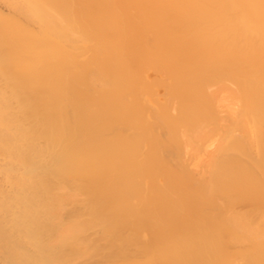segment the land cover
Returning a JSON list of instances; mask_svg holds the SVG:
<instances>
[{"label":"rangeland","instance_id":"374dc122","mask_svg":"<svg viewBox=\"0 0 264 264\" xmlns=\"http://www.w3.org/2000/svg\"><path fill=\"white\" fill-rule=\"evenodd\" d=\"M9 1L0 0V8L3 12L0 14V22L4 23L5 21L4 24L2 23L3 25L0 23V26L2 25L1 28H4L6 24L5 29H3L6 31L3 32L7 40V35L15 37L17 33L14 29V22H17L15 19L19 18L21 22L25 19L24 15L25 17L27 16L19 11L20 15H17L18 17L16 15L13 16L9 10ZM19 1L21 2L22 0ZM23 1L22 3L24 4ZM161 1L162 4L163 1L170 4L167 3L165 6L166 3H164V6L162 4H159L162 6H157L156 2L160 3ZM177 1L126 0L123 3V5L126 4L124 5L126 12L124 11V14L123 12L121 14L124 22V24L121 22V25L124 26L122 28L125 30L123 34L126 35L122 37L125 41L123 42L124 48L122 47L123 49H121L124 57H121L123 60L120 59L118 52H116L114 59L111 61L112 58H110L108 64L112 69V67H116L115 59L116 62L122 60L120 62L122 69L119 68L122 72L119 71L118 74L122 76L123 85H121V89L118 87L119 84L116 85L119 88L116 91L115 88L113 90L110 88L108 93L107 90L106 92L102 91L105 94L101 93L102 89L97 86L101 94L99 95L98 91L91 93H94V96L98 99V96H100V100L89 95L92 100L90 102L94 105L89 106L91 107V112L88 109L85 110L92 114L85 112L91 116L88 115L89 122L91 118L89 123L91 127H89H93L90 129V137L92 139L90 145L92 144L91 146L94 147L92 148L95 154L102 152L101 155L103 156L101 157L99 154L100 156L96 155L97 157H93L95 154L92 153V148H90L91 156L95 159L94 163L98 164L102 162L100 159H105L101 163L105 166L106 161L109 160L110 162L108 161L107 165L111 163L110 166L113 168H110L113 174L112 182H116L117 178L120 177L122 178L121 181L124 180L121 182L123 183L122 187H112L113 189L110 187L112 190L109 187H97L100 189L97 191L98 195H100L102 189L101 193L104 194L97 195L100 198L99 201L101 199L102 201L108 200L111 197L109 198L111 199L110 202L113 200V202L119 203L123 202L121 199H126L125 205L124 203L119 205L117 203L120 210L117 211L116 209V211L119 214H115L117 212L114 210V208H118L117 205L112 207V211H115V216L119 215L118 217L116 216L118 219L121 216L123 217L122 213L124 214V211L125 216L131 214V216H128L129 219H127L130 222H126V219H122L121 222L120 219L119 222L128 224L129 226L126 225L128 228L122 224L123 228L118 222L109 228V224L105 223L109 219L105 220L104 218L105 216L107 217L106 213L108 212L105 207L110 209L111 205L108 202L107 204L110 206L108 207L106 206L107 204L103 205L105 202H100L101 204L98 202L100 207L98 206L99 210L96 207L97 212L93 207L96 206L94 205L96 201H92L93 204L91 202V206L98 213L97 216H101L98 219L95 214L93 215L94 219L90 217L93 219V221L91 220L92 226L89 225L91 229L90 227L86 229L85 237L87 236L86 238H88L89 235V239H92L91 245H93L94 241L95 244L93 247L87 246L88 243L85 242L87 239L84 237L82 239L84 242L80 241V244H74L76 240L71 241V245L69 244L70 246L66 248L71 249V246L73 248L78 246V248L82 249V252L78 253V255L76 252L75 255L71 252L69 257L71 256L70 258L74 259V261L67 256V259L71 260V264H73L72 262H75L74 264H113L114 261L117 263L118 259L117 264H120L121 260L122 264L125 262L123 260L135 259L134 261H144L147 257L144 246L149 241L154 243V240H156V243L162 249L167 248V246L169 248L170 241H168V236L171 235H167L164 238L161 229H163L162 232L164 234L173 230L172 224H170L173 218L182 219L183 216L185 220L194 219L193 223H195L196 227L197 225L202 227V224L212 223L211 221H213L216 226L213 223L214 225L211 228L215 226L216 232L215 230L213 231L220 236L221 233L224 235L231 234L229 232L231 228L227 226L228 222H225L229 216L233 219V214L240 215L241 218L239 217V220L241 219L242 223L239 225L241 226L246 223L247 226L251 225L250 227H252V225L260 221L261 217L264 218V13H262L264 7L261 6L262 8L260 7L256 12V7L253 9L241 5L240 2L243 0H213L219 4L213 2L215 5L212 3V8L208 7L205 12V7H201L203 11L199 5L197 9L193 10H191V7L188 9L190 5L187 6L188 8L186 6L184 8V5H181L180 8L174 4ZM185 1L191 2L190 0ZM198 1L196 0V2ZM221 1H238L239 5L222 6L220 4ZM133 2L134 4L132 5ZM150 2L152 5H150ZM135 3L138 4L135 5ZM171 4L172 6H170ZM14 14H18L17 11ZM133 20L135 23L132 22ZM247 23L252 25L253 28L250 26L246 27ZM33 24L37 25V23ZM135 24H137V29H135ZM18 33H20V37L26 36V32L23 29L19 30ZM125 38L127 39L125 40ZM9 39L11 41L12 38ZM7 45L9 46V44ZM7 45L6 47H8ZM11 46L7 48L8 51L6 52L11 51L9 50L13 48ZM2 50L1 53L5 49ZM24 50L19 55L22 59L27 57L23 53ZM6 52L4 51L3 53ZM107 70L109 71V69ZM112 71L110 74H112ZM0 73L2 74V72ZM112 75H114V72ZM5 77L11 80L10 83ZM11 78L5 75L3 79V74L2 76L0 75V93L2 91L3 94H6L4 93L5 91L8 94L10 92L11 94L16 93L17 91H13L12 87L16 90L18 86L17 90L19 92L26 90L25 86L20 89L21 84L19 85L18 83L22 80ZM6 81L11 85L10 87H8ZM114 81V84L118 83V80ZM113 82L109 81V84ZM21 86L23 87V83ZM113 91L115 94L112 93ZM220 91L227 95L224 105L217 102L218 96L221 95ZM11 101L12 104L16 102L14 98ZM79 108L81 109L79 112L84 114V109L82 107ZM94 138L95 141H93ZM188 139L195 140L189 153L185 151V141ZM99 147L102 149L98 152ZM94 163L92 161V164ZM120 163L121 168L119 166ZM93 166L95 168L96 165ZM107 168L109 169L108 166ZM102 170L104 171L105 169H101L100 172ZM188 175H191L192 179ZM96 177L93 175L94 180ZM127 183H130L129 185L131 186ZM106 188L109 189L110 193L112 191L113 193L108 194L105 192L107 191ZM93 189L96 191L95 187H92L91 191ZM74 191V194L78 195V199L81 200L84 197L83 194L76 192L78 190ZM91 193L93 195L96 194L94 192ZM128 194L131 197H128ZM161 195L162 197H160ZM97 196H94V198ZM127 197L131 203L128 202ZM114 198H116V201ZM96 200L98 201L97 198ZM83 203L80 201L74 203V206L71 205L72 203H66V207L64 206L62 208L63 212H61L66 218L67 216L68 218H70L69 216L75 218L79 214L78 212L81 213V210H78L79 207L81 206L80 209H82L84 205L81 215H86L87 217L86 213L89 212L84 211L90 207ZM157 203L159 204L157 205ZM163 204H166L164 206L166 209ZM122 208H125L124 211L122 210L123 212H121ZM63 209L66 210L64 211ZM127 209L128 211H126ZM170 209L172 210L170 211ZM145 210H148V213ZM66 212L67 214L65 215ZM72 212L74 213L72 214ZM127 212L128 214H126ZM173 213L174 215H172ZM180 215L181 217H179ZM109 216L112 215H109L108 212ZM125 216L124 218H126ZM142 217L144 219L147 218L145 219L146 222ZM183 219L182 221H184ZM209 219L212 220L210 221ZM232 219L229 220L232 221ZM70 220L72 219L70 218ZM219 220L220 222H218ZM261 220L263 221V219ZM225 224L227 225L225 226ZM162 225H165L166 228ZM258 225L260 226V222ZM116 229L117 231H115ZM182 231L184 232V227ZM171 233L172 231L169 234ZM124 235H127V240ZM108 236L111 237L109 238ZM131 236L133 237L131 238ZM104 239H106V242ZM117 240H120V243ZM146 240L149 241L146 242ZM112 242L116 247L117 244H121L123 247L120 245L118 247L120 250L115 251L116 249H112L114 247ZM240 244L238 243V247L228 248L232 251L242 249L243 246L241 247ZM84 245L87 248L89 247L93 254ZM109 246L110 249H108ZM168 248L165 251L169 250ZM111 251H114L113 255L110 254L114 256V258L110 256L112 260L114 259L113 262L107 256L109 252L112 253ZM105 257L106 259L107 257L109 258L105 261ZM133 257L134 259H132ZM59 260L56 263L59 264Z\"/></svg>","mask_w":264,"mask_h":264},{"label":"bare ground","instance_id":"6f19581e","mask_svg":"<svg viewBox=\"0 0 264 264\" xmlns=\"http://www.w3.org/2000/svg\"><path fill=\"white\" fill-rule=\"evenodd\" d=\"M14 1H9V10L11 11L12 15H16V17H18L17 15H20V13L23 12V14L25 13L27 15V18L25 15V19L21 17L24 19V22H20L19 20L21 19L19 18H13L17 21L14 22L13 20L15 23L14 29L17 33L15 32V37L7 35L8 40L5 38L3 32L6 31L3 30L5 29L6 24L4 25V28H1L5 21L4 23L2 22L3 24L0 22L2 24L0 26V72L3 74V79L4 76L7 75L12 77L11 79L16 78L22 80L18 84L22 85L23 83V87L20 85V89L24 88L25 86L26 90L19 92L17 90L19 88L18 86L16 90L14 87H12L14 89L13 91L17 92L12 94L10 92L11 96L7 91L4 93L8 95L3 94V91L0 93V264H58L56 261H58L59 258V264H71L72 259L70 258L71 256L69 257L71 252H73L74 255L76 253L78 255V253L82 252V249L78 248V246L75 248L71 246V249L66 247H69L71 245L70 242L73 240H76L74 241V244H80L79 242L83 241V237H87H85V232L87 231L86 229L88 227L91 229V220L93 221L94 219L93 215L95 214L97 219L101 216L100 215L98 217V213L95 212L97 209L99 210L98 206L101 204L100 202H105L103 205H106L109 202L111 205L110 209L105 207V210L109 212V215H112L109 216L111 218L108 217V212L106 213L108 218L106 216L104 218L105 220L109 219L107 222H105L107 225L109 224V228L116 222L121 224L122 219H126V222L129 221L127 220L129 219L128 216H131V214L128 216L124 215L125 208L121 209V212L124 211V214L122 213L123 217L121 216L118 219L117 217L119 215H116L117 217L115 216V214H119L117 212L120 210L118 205L121 203H124L125 205L127 202L126 199H121L123 202L119 203L113 202V200L110 202L111 199L109 198L111 197L109 196L112 195H109L107 196L109 197L108 200L102 201L101 199L99 201L100 198H98V196L103 194L101 193L103 191L102 189L100 195H98L97 191L100 190V187H122L123 183L121 182L124 180L121 181L122 178L120 177L117 178L116 182H112L113 174L110 171L112 166H110L111 163L107 165L109 160L106 161L105 166L101 164L103 160L105 161V159H100L102 162L98 164L94 163L95 159L93 157L99 154L101 155L102 152L95 154V151H93L94 147L91 146L92 144L90 145L92 141L90 137V129L93 127L90 128L91 124L89 123L91 122V118L90 122L88 119L90 116L89 114H92L89 113L91 112V107L89 106L94 105L90 102L91 97L94 96V93L92 94L91 92L98 91L97 93L100 95L103 93L102 91L106 92L107 90L108 93L110 88L112 90L115 88L116 91L118 87L121 89V85H123L121 79L122 76L118 74V72L122 69L120 62L123 60V58L121 57H124L123 53H121V49L124 48L123 42L125 41L122 39V37L125 35L123 34L125 30L122 28L124 26L121 25V22H123L121 14L122 12L124 14V5L126 4L123 5V3L126 2V0H22L24 4L19 0H16L15 2ZM190 1L191 2L179 0L176 3L174 2V4L178 5L180 8L181 5H184V8L185 6L188 8L187 6L190 5L188 9L191 7V10L195 8L197 9L199 5L200 8L205 7L206 12L208 7L212 8L211 6L216 3V1L213 0H204L200 2L198 0V2H196V0H193L194 2L192 0ZM164 3H166V6L169 2L163 1V4L162 1L160 3L156 2V5L164 6ZM133 4L134 2L132 5ZM137 4L138 3H135V5ZM216 4L219 3L217 2ZM220 4L222 6H236V4L239 5V2L221 1ZM240 4L253 9L256 7V12L261 6L264 7V1L243 0L240 2ZM150 5H152V3ZM192 5H194L193 8ZM129 6L131 7V5ZM170 6H172V4ZM132 8L134 9V7ZM12 11L14 13L17 11L18 14H14ZM128 11L130 12V10ZM1 13L3 12L0 8V14ZM262 13H264V11ZM132 22H134V20ZM33 23H37L38 26H35ZM247 25L246 27H252V25H249L248 23ZM134 26L135 29H137V24ZM260 27H262V25H260ZM22 29L26 32L25 37H20V33H18L19 30ZM9 38H12L11 41ZM126 39L127 38H125V40ZM7 44H9V46L13 45L11 46L13 48L9 49L11 50L9 52H6L8 51L7 48L9 47ZM6 45L8 47H6ZM2 47L5 49L3 50L6 53H3L4 51L2 50ZM23 49H25L23 53H25L27 56L25 59H22V57L19 56ZM1 50L3 51L2 53ZM116 52H118L117 54L122 60L116 62L115 59L116 67H112L111 69L110 65L108 64L110 62V58H112L111 61L114 59L113 57ZM107 69H109V71ZM110 70H113L112 74L114 72V75L110 74ZM2 74L0 73L1 76ZM110 75L113 80H118V83L114 84L115 81L113 82ZM116 77H118V79H116ZM6 80H9V78ZM108 80L110 82L112 81L113 83L109 84ZM10 81L11 80L8 82L10 83ZM8 82L6 81V84H8V87H10L11 85ZM116 85H118V87H116ZM97 86L100 87L99 89H102L101 93ZM112 93L115 94L114 91ZM220 93L221 95L218 96L219 99L217 102H220L224 105L227 95L221 91ZM89 95L92 96L89 97ZM98 97L99 99L97 97L95 98L100 100V96ZM13 98L16 100L14 104H12L11 101ZM79 107L84 109L83 112L87 111L85 109H88V111L90 110L89 112L87 111L89 116L87 115V112L84 114L79 112L81 111ZM104 127L103 129H105ZM93 141H95V138ZM193 142H195V140L188 139L185 141V151L187 153L191 151ZM90 148H92V153L95 154L93 157L91 156ZM100 149L102 148L99 147L98 152ZM101 157L103 156L101 155ZM92 161L94 164H92ZM93 165H96L95 168H93ZM119 166L121 168V163ZM103 168L105 170L100 172ZM93 175L94 177L97 176V179L95 178L94 180ZM188 177H191V175H188ZM190 179H192V177ZM92 187H95L96 191H94V189L91 191ZM74 190H78L76 192L83 194L84 197H81V200L78 199V195L76 196V194H74ZM91 192H94V194L96 192L97 193L93 195ZM105 192L108 194L113 193V191L110 193L109 189H107ZM94 196L97 197L94 198ZM128 197L131 196L129 195ZM160 197H162V195ZM94 200L97 203L94 202ZM114 200L116 201V198H114ZM80 201L82 203L84 202L86 206L90 207L89 209L85 207L88 209V211L86 209L84 212H89L86 213L87 217L86 215H81L84 206L83 205L82 209H80L81 206L78 209L79 211L81 210V213L78 212L80 215L74 211L75 214H77V217L74 218L69 216L73 221L70 220L68 216L66 218L62 213V208H64L66 203H72L71 205L74 206V203H78ZM92 201L94 202V205H96L93 207L95 209L97 207L96 210H94V208L91 206L93 204ZM256 201L258 202V200ZM91 202L92 204H90ZM98 202L100 204H98ZM158 204L159 203H157V205ZM114 205H117L118 207L114 208L115 211L117 209V213L115 214V211H112V207ZM165 205L163 204V207ZM77 206L76 208H78ZM106 206H108V204ZM159 206L161 207V205ZM92 208L94 210H92L93 212L91 211ZM168 208L167 210L169 212ZM128 209L126 211H128ZM171 210L172 209H170V211ZM74 212H72V214ZM126 214H128V212ZM172 215H174V213ZM237 215L239 214H233V219L229 216L228 218L230 220L232 219V221L227 218V221L225 222H228V225L225 224V226L227 225L229 228H231V231H229L231 234L224 235L221 233V236L214 233L213 230H215L214 228L216 224L215 222L211 221L212 219H209L212 223H208L211 225L206 223L207 225L202 224V227L198 225L196 227L195 223H193V216V220H190V218L187 219L188 216H186L187 218L185 217L187 219L185 220L182 216L184 221H182L181 218H173L172 223H170L172 226L169 225L173 228V230H171L173 234H169L171 231L167 232V234H164V232H162L163 229H161V233L164 235V238H166L165 236L167 235H171L168 236V241H170V243L169 248L168 246L167 248L169 250L165 251L167 248L162 249L161 246L156 243V240H154V243L153 241L146 240V242H149L144 246L147 256L144 261H134V257L132 258L134 260L123 261H125L127 264H264V218L261 217L263 221L260 219L258 223L256 222L254 224L255 227L254 225L250 227L251 225L247 226L246 223V226L245 224L242 226L239 225L242 222L241 219L239 220L240 215L238 217ZM124 216L126 218H124ZM90 217H93V219ZM179 217H181V215ZM111 219H113V222ZM120 219L121 222H119ZM180 219L182 222L179 221ZM109 221L110 223H108ZM218 222H220V220ZM259 222L260 226L263 225L262 227L258 225ZM213 223L215 226L214 228H211L214 225ZM124 225L126 226L128 224ZM162 226L165 227V225ZM183 227L184 232L182 231ZM237 227H239L238 230H236ZM110 230L112 231V229ZM115 231H117V229ZM181 231L183 234H181ZM115 234H117V232H115ZM108 237L110 238L111 236ZM132 237L133 236H131V238ZM86 239L87 241L85 242H87L88 245L86 243L85 244L89 247H93L95 241L92 243L93 245H91L90 242L92 239H89V235ZM104 241L106 242V239H104ZM119 241L120 240H117V242ZM238 243H241L240 246H243L242 249L234 251L229 250L230 247H238ZM86 245L84 246L87 248ZM120 245L121 244H117V247L114 245L112 249H116L115 251L120 250L118 248ZM89 247L87 249H89ZM121 247L123 246L121 245ZM103 248L105 247L103 246ZM179 248L182 249L180 250ZM108 249H110V246ZM111 252L112 253L109 252L107 256H112L114 251ZM91 253L93 254V251H91ZM67 256L71 260L69 258L68 260ZM109 257H107V259ZM112 257L114 258V256ZM107 259L105 257V261ZM113 260L111 259L112 262ZM72 261H74V259ZM125 262L123 264H126ZM72 263L74 264L75 262ZM115 263L116 261L113 262V264ZM119 263L122 264V260Z\"/></svg>","mask_w":264,"mask_h":264}]
</instances>
